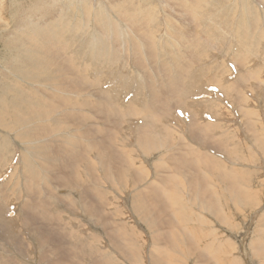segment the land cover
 Segmentation results:
<instances>
[{
	"label": "rangeland",
	"instance_id": "374dc122",
	"mask_svg": "<svg viewBox=\"0 0 264 264\" xmlns=\"http://www.w3.org/2000/svg\"><path fill=\"white\" fill-rule=\"evenodd\" d=\"M165 1L167 2V0ZM234 1L235 0H229V2H227V0H220L218 11L224 9L222 13L224 15L229 14L231 18L235 19V24H236L238 22H243V21L238 19L235 15L237 13L234 12V5H235ZM240 1L243 2L244 5L248 3L246 5V11L247 10L251 11L252 9H254L252 11L256 13V16L258 18H260L259 20L262 19L264 21V0L261 1L245 0L246 2L242 0ZM6 2H7L6 11L1 14L3 18L0 20V37H2L3 35L2 33H4V31H7L9 29L6 26V24L10 23L11 21L9 22L7 20H9L8 18H12L11 14L15 12V8L12 7L13 6L12 2H15V0H6ZM74 2L77 1H73L71 4L77 8L79 7V10L75 14H79L78 12H80V8H84L86 6L85 4H83L85 1H82L80 5L78 2L77 3ZM122 3L125 4L124 1ZM59 4H63V2L60 0ZM82 4L85 6L83 7ZM123 4H121V6ZM115 5L117 7L120 6L118 4ZM115 5L110 8L111 12H117V10L114 11L115 9H117ZM125 5L127 6V4ZM179 5L178 6L177 4L173 5L176 6L174 8L173 13L171 12L173 7L169 8L170 10L169 11L168 8H166L165 10V8L159 5V9H158L159 11L160 8L161 11H163L164 9L163 12L160 11L158 13L160 17H158L157 15L159 21L161 20L160 18L162 17L160 23L164 24L162 25V28H160L159 31H157V28L155 27L152 26H149L150 28L148 27L149 24L153 25L152 22L154 20H152V18L149 17L150 20L148 21L147 19L148 18L147 15H149L148 12L144 10H140V8L138 9V6H136L135 3H132V7L135 6L134 8H131V5L127 6L129 11L134 10L132 13L130 12L129 18L128 15L126 17L124 14L122 15V20L120 17L119 18L120 20L117 18L114 19L111 23L109 22L110 25L116 26L119 29H121L120 30L121 36L119 35L121 39L118 37V35L114 33L105 32L100 28H97L98 32L100 31V33L102 34L105 33L104 37L106 38H104V40L109 42V44L111 42L112 43L111 45H115L113 47H115L116 49L119 48L117 49L119 51V55L122 53L120 55V62L122 66L120 65V67L118 68L119 70L116 69L114 71L115 73L113 72V74L110 75L111 77L110 76L107 78L103 77L101 73L95 69L92 70L91 73L89 74L90 81L91 80L92 81L87 82L88 77L86 75V72L82 69V66L78 65L76 61L74 62L75 59L72 55V51H70L71 47L73 46L79 47L82 40L84 39L85 34L79 35V33L66 37V43L63 47L58 46V51L61 54H63V56H60L58 59L59 65H57L58 63L53 65L55 66L54 68H52L53 66L52 67L50 66V68H52L54 72L56 70H58V72L62 70L59 73L57 71L55 72L58 80L56 78H48L45 80L38 79L42 81L40 82L36 79V81H32L31 84H27V83L25 84L24 77H21L20 79V76L17 77L15 76L16 78L19 77V80H21L18 84L19 85L18 89L19 87L21 90L23 88V91L21 90L18 91L20 92V94L22 92L21 97L22 100L25 99L24 101L27 102V107L22 113L24 119L20 122V124L22 123L21 127L23 129L20 128L19 123H18L19 125L17 124L16 126L13 125L10 129L7 128L8 129V130L6 129L7 131L5 130L4 126L3 128L0 125V129H2L0 130V134L2 133V131H4L2 134V136H4L3 140L6 138L4 141H7V138L12 139L15 136L12 139L15 143L13 141L11 143V140L9 142L10 146L12 145L10 155L0 154V174L3 175V173H5L6 170L8 169V168L3 169L5 165L10 163L11 166L14 158L17 159L16 161L17 163L15 164L16 165L15 169L9 175L10 178L0 183V197L1 200H6V198H8L7 194L12 195V197L15 199V201L19 203L21 207V209H19V212L17 211V217L22 221H26L30 217V222L26 224L27 226H24L26 230L29 231V232L27 231L25 235L27 241L30 240V235L32 234V229H31L32 225L37 224L39 231L46 232L47 237L49 239L48 241L49 243H51V245L48 246L43 242H38L36 243V246L31 249L32 251L31 252L30 250H27V247L20 244L21 240L24 238V235L18 233L16 237H13L14 235L10 234L12 229H10L9 231L4 232L3 235L6 238H11L13 241H15L14 243L17 244L14 247L15 249L10 250L9 252H8V248L6 250L4 249V251L2 249H1L2 251L0 250V255H2L0 256V260L3 262L2 263L0 261L1 262L0 264H6L5 263L6 260L9 261V264H19L21 261L16 256L10 255L14 251H15L14 252L15 255H17L23 261H25V258L23 257H25L26 255H30L31 257H35V258L41 257V255L42 256L46 255V261H39V264H49L52 262L53 264H103L98 259L102 255H109L110 253L117 259L119 264H264V143H261L262 145L257 142H254V145L251 144V139H253L251 137L253 136L255 137V133L253 131H258L257 134L263 135L264 138V73L263 75H259L258 72L253 73L252 71H250L249 61L247 57L244 58L242 60V66L239 70L240 73L244 75V77L243 79L242 77L237 79L238 83L236 88L229 90L230 95L231 94L234 95L232 100L233 101L232 109L231 110L229 109L230 105L223 107L222 109L221 115L223 116V118L221 120H223L224 123L227 124L232 117L234 118L237 117L242 125L241 129L244 130V133L246 135L241 134L240 127L235 125L236 128L234 130V133L237 139L236 137L234 138L233 133L231 135H233V138L236 141H234V139L230 137L231 135L229 136V138L226 137L228 139H226L225 137L224 139L220 135L221 131H218L219 134L206 136L202 129L204 128V126L201 125L203 127H200V125H198L199 124L198 121L195 120L196 119L195 117L188 116L189 114L193 115V113H190V111L185 109L186 105L184 104H186V100H184L183 103L180 102L181 101L180 94L177 88L181 89V94L184 97L187 96L185 94L188 91L186 86H187V82L189 81V76L187 77L184 76L182 78V75L180 74L174 72L169 73L170 72L169 66L168 65L166 66V64H163V62L166 58L170 60L171 57L170 53L164 50L162 54L159 50L160 49L159 47H161L160 43H158L159 40H163L164 43H167L168 45L176 49L175 51H173L174 56H178L179 54L180 57V54H183L186 55L187 58H191L193 55L196 54L195 50L199 48L198 46L195 45L196 43L195 37L191 35L194 33L197 27L193 25L194 24L193 21L189 22L188 20V17L189 19L192 18V14L190 15L191 13L190 10L188 9H187L188 11L186 10V8L188 7H185L184 4H182V6ZM248 6H250L251 8ZM179 7L184 8V10L186 11L180 9ZM88 8L89 7H86L85 9L93 15L92 16L93 21H95L97 17L100 20L102 19L101 16L98 15L96 17L95 16L96 13H93L95 7L93 8V11H91V9ZM135 8H137L136 9L137 11L135 10ZM136 12L138 13L136 14ZM145 12L146 15L144 14ZM185 12L187 13L190 12V13L187 14ZM139 13L141 15H139ZM163 13L165 15H162ZM166 13L168 14V16L171 17L173 14L174 15L172 18L169 17L170 20L168 18L163 19V16L168 17ZM132 14L133 16L134 15L135 16L132 17L131 16ZM140 16L141 17L143 16V18H141V21L140 19H138L141 22V24L138 21H135V23L134 22L131 23L132 24L131 26L124 25L125 21L131 19V17L140 18ZM176 16H178V18ZM249 19L246 22L247 25L250 23ZM175 20L177 23H179V25L178 24L176 25V23L174 22ZM127 22L128 21H126V24ZM143 22L144 25L142 24ZM117 23L120 24L122 23L121 25L122 26L124 25V28ZM129 23L130 22H128V24ZM165 23L166 25L171 27L166 26ZM93 25L94 24H92V27H94ZM138 25L139 26L141 25V28L144 30L142 29L140 30L139 29L140 27L136 28ZM127 26H129L128 29ZM92 27L90 26L89 28ZM130 28L134 30H131ZM153 28H155L156 30L154 29L153 31ZM163 28L164 30L162 31L161 29ZM129 29L131 30V32ZM145 29L147 30L152 29V30L151 32H149V30L148 31L146 30L145 32ZM183 29H187L190 32L189 31L180 32ZM8 31L10 32L11 29H9ZM203 31H216V27L215 28L211 27L208 30L203 28ZM68 32L71 34L70 31ZM124 32L126 33L129 32V35L131 33L132 37L131 35L129 37V35ZM152 33H154V36ZM155 33H157L156 36ZM161 33L163 36L161 35ZM234 33H235L234 37L227 43L228 48L221 52L223 56L221 58V63L217 62L223 75L222 80L226 84H227L226 77L229 74V70L224 64V57L226 55H228V58H231L233 57L234 53L236 54L250 53L252 59L253 57H255L254 51L248 46V41L245 39V29L239 28L236 31L234 29ZM145 34L146 35L148 34L149 36L152 34V36L147 37L145 36ZM159 34L161 37L159 36ZM107 35H109L108 36L109 38L107 37ZM128 37L131 39V41ZM153 37L154 38L156 37L155 38L156 40L155 39L152 40L157 41L156 46H159L157 47V49L159 48L158 49L159 52L156 51V53L155 51H151L152 49L150 48V42H152L151 38ZM110 38H112L113 40ZM147 38H149V40ZM229 38L231 37L225 34V39H229ZM134 43L139 45V49L138 47H136ZM120 44L123 45L120 46ZM69 47L70 50L68 52ZM121 49L123 51H121ZM128 49L130 51H128ZM126 52H128L129 54ZM132 52H134V54ZM68 56L74 59L73 62L71 61V59L68 58ZM2 57L3 56H0V68H2L0 69V71L1 70L3 71V72L1 71V73L4 74V71L7 70L5 74H8L9 70L11 69L9 72L10 73L9 77L14 76L15 72L11 68L10 63L7 64L10 68L6 66L5 69H3L2 60L4 59ZM125 58L127 59V61ZM60 59L62 62L59 61ZM155 61H159L158 62L159 65ZM212 61L213 60H203L200 59L199 56H194L191 60V63L193 67L198 69L200 67H203L202 65L205 66L209 65ZM72 64H75L78 69H76V66H73ZM229 64L231 66L235 65L234 62L231 60H229ZM64 67L65 68L67 67V69L69 68L68 69L69 71L63 70ZM139 71L140 72L144 71L145 73L144 72L143 73L148 80V81L147 80L141 81L142 82L141 86L149 87V88L151 87L153 89L151 91L154 92L157 89L159 91V92L157 91V94L160 96L159 100L152 102L149 101L148 105H146L147 103L145 104L144 102L140 103L142 107L149 106L148 108H150L149 109L150 111L155 109L151 113L149 112L151 115H147V118H143V116L141 115L124 116V114L123 115L120 114L116 109V107L125 106L128 109L133 110L134 108L133 106H135L136 103H138V101L134 100V102L136 103L132 102L129 103L128 105H122V104L118 105L117 98H114L112 94L109 95V92H103V93L99 92V90H103L100 88V86L105 84L104 82H106L107 79L110 78L114 79L119 74L117 83L119 82L118 84L124 87L130 83L131 75H136V73ZM152 76L155 77V80L154 77ZM253 76L254 78H257L258 76V78H260L261 80V83L260 81L257 80H253V81L250 80V82L249 80H247V78H252ZM0 78L2 79L1 75ZM53 79L54 81L57 80L54 83H57L60 80L62 81V83L61 82L57 83L60 85L53 84ZM49 80L51 82H49ZM71 82H74L75 84L77 82L79 85L78 84L75 85L74 83ZM143 83L144 86L142 85ZM171 83H173L174 85H171ZM50 84L51 86L54 87H50L49 86ZM34 85L36 88L34 87ZM69 85H71L72 87ZM26 86H29L30 88L29 87L27 88ZM58 86L61 87L59 88ZM171 87H175V88H171ZM217 87L218 90L216 89ZM220 87L221 86L219 85H216V87L211 85L207 90L209 91L210 89L213 90L214 92L213 96L217 97V94L221 92L219 90H222ZM24 88H26L25 90L27 92L24 91ZM56 88L58 90H54ZM82 89L84 91L89 90V92L88 91H86L87 93L83 92ZM31 90L32 91L35 90V92L34 91L31 92ZM74 90L76 92H74ZM174 90H177V92ZM24 92H26V94ZM68 92H72V93L78 92L81 95L85 93L84 99L86 98V100L83 101L85 103V107L83 106V103L80 101L78 102L76 98L73 99L72 101H67L66 103H63L60 98L66 97L68 100L69 99L68 95H71ZM38 93L40 94V96L37 95ZM151 94H152L151 97L153 98V92H151ZM176 94L177 96L178 95L179 96L176 97ZM251 94L252 96H250ZM258 94H260L261 97H259ZM44 95L49 102L44 100L46 99ZM91 95L95 96V98H92L93 96ZM246 95L250 97L246 98L244 102L242 98ZM30 96L33 97V99ZM75 97L78 98L79 96L75 95ZM162 97L164 98V100ZM152 98H148V99H152ZM177 98L179 99V101ZM28 99L30 100V102L33 101V103L32 104L29 103ZM238 100L241 101V104H243L241 105V107ZM37 101H39V103ZM40 102L42 103V105ZM91 102H95V104ZM0 103L6 106L4 100L1 101L0 99ZM90 103L93 104L94 106L93 105L88 106ZM43 104L45 108H43ZM140 104L138 103L137 105L139 106ZM166 104L168 105L169 108L167 107ZM55 105L57 107H55ZM174 106L179 109L180 107L183 106L184 109L182 110H184V112H182V114L184 115V117L176 115L177 108H175ZM147 109L146 107L144 108V110H146V113H148ZM163 109L164 111H162ZM165 110L169 112L167 113L165 112ZM204 111L206 110L203 109V112ZM40 112H42V114ZM203 112L201 113V115L203 114ZM29 113H33V114L29 115ZM247 113L253 115L252 119H248L249 116ZM157 114L159 116L164 115L162 117V120L163 122H166L163 124V127L165 128H168L171 123L168 120V117L171 119L173 123L178 124L179 130L182 132L180 134L183 137L178 133H173L172 134L173 136L171 135L170 138H167L165 133L164 136L166 140L169 142L165 144L163 143L160 144L161 147L160 146L155 147V150H153V148L146 150L140 146L137 137L140 131L149 129L150 127L153 126V122H152L153 120H155L154 124H156L157 120L154 119L153 117ZM171 115L173 117H170ZM175 116L179 120L173 119L175 118ZM185 116L188 117L186 118ZM254 117L255 119H253ZM55 118H59V119H55ZM138 118L140 119L139 122H137ZM143 119L144 121L145 120L146 121L141 122ZM157 119H161V118L158 117ZM55 120H61L64 124L60 126V128H52V124L54 123ZM191 120L193 121L194 124L192 123ZM23 121L26 122V123L24 122L26 125L23 123ZM24 125L26 126V128ZM131 125H134V127L137 126L135 127L136 129L134 127L132 128V130H134L132 133L130 132V128L127 127ZM66 126H68L69 128ZM24 128L26 130H30V129L31 130L24 131L23 133L22 130H24ZM62 128H64V130ZM5 132L9 136H7ZM16 132L18 135L16 134ZM129 133H131L132 135ZM97 134L98 136H96ZM51 135L54 136L51 137ZM65 135L68 138H65ZM69 135H72L73 137ZM2 136L0 135L1 137L0 143L1 141H3ZM114 137L117 138L114 139ZM231 139H232V143H231ZM34 140L36 143L34 142ZM41 140H44V142ZM184 140L188 141L189 144L184 142ZM65 142H67L68 144L67 143L65 144ZM222 145L224 146L222 147ZM169 146L170 148L172 147L171 150H169L170 149ZM133 148H135L134 150L136 156L132 158V160H134L138 165L133 163L132 166L129 160L124 157V150L133 149ZM195 148L196 150H199L201 152L196 153ZM208 148L226 154L228 159L223 160L222 158L205 151V149ZM23 150L26 151L23 152ZM231 151L233 152V154H231ZM20 154L21 157L18 156ZM30 154L35 156V158H33V156H31ZM212 156L215 159H212ZM19 157L21 159H18ZM92 157H94V159ZM44 158L46 159L45 161ZM201 158H203L206 161H209L210 162L209 165L205 164L204 162L198 163ZM98 166L100 169L98 168ZM234 166H237L236 168H240L244 171H240V170L232 171L229 168ZM32 168L36 169L39 172L34 171ZM28 172L32 173L33 175H31ZM76 172H80L83 175L84 179H79ZM240 172H243L242 175L243 180L241 181L238 180ZM27 173L30 175H28ZM16 174H17L16 180L18 182L15 180L10 181V179L14 178ZM218 178H220L221 181ZM40 183H42L41 190H40ZM77 183L78 184L81 183V184L78 185ZM237 183H239V185L241 183L240 185L241 194L239 195L240 198L238 199V201H235L234 199L235 194L233 192ZM93 184H97V186ZM66 187L68 188L69 192L64 193L63 189L65 191L67 189ZM152 187H155L154 188L155 190ZM152 189L154 190L153 194H152L153 191ZM72 190L75 193L72 192ZM104 190L105 192H103ZM37 192L41 193L40 194L41 199L33 203L31 201L37 199L35 198ZM106 192L107 194L109 193L108 200H106L108 198V196H106L107 195ZM243 192L245 194L242 197ZM26 193L27 194L29 193L31 195L30 196L31 201L28 199ZM168 193H170L169 197L171 201L166 202ZM48 196L51 197L49 198ZM97 196L98 199H96ZM134 196L138 198L134 199ZM140 197H142V199ZM157 198L164 199L165 203L158 201ZM222 198H225L226 201L222 200V202H220ZM136 200L139 201V204L142 203V207L145 206L143 207V211L145 210L144 211L145 213L143 211L139 213L137 206H134L136 205L135 203ZM1 203L6 204V202H1ZM212 204H216L218 208L216 212L212 210L211 208ZM86 207L88 208L85 209ZM35 211L39 213V217L36 216L37 213ZM54 215L56 218L54 217ZM32 216L35 217L32 218ZM90 220L93 222H91ZM1 223L2 222L0 221V234L2 227ZM95 223H97L98 225ZM94 226L97 229L94 228ZM116 240H118V242ZM115 241L116 243H118V246L116 245ZM2 242L3 240H0V243ZM17 248L19 252H16ZM105 249H107V251ZM135 250H137L136 255H134ZM1 257H3V259Z\"/></svg>",
	"mask_w": 264,
	"mask_h": 264
},
{
	"label": "bare ground",
	"instance_id": "6f19581e",
	"mask_svg": "<svg viewBox=\"0 0 264 264\" xmlns=\"http://www.w3.org/2000/svg\"><path fill=\"white\" fill-rule=\"evenodd\" d=\"M62 2H63V4H59V2H60V0H15V2H12V7H14L15 8V12L14 13H12L11 14V17L12 18H8L9 20H7V21H11L10 23H8L9 24V26H8V24H6V26L9 28V29H11V31L9 32L8 30L7 31H4V33H2L3 35H2V37H0V56H3L2 58L4 59V60H2L3 62H2V67H3V69H5V67L6 66H8L7 64H9L10 63V65H11V68L13 69V71L15 72V74H14V76H12V77H9V72H10V70H9V72H8V74H5V72L7 71H4V74H2L1 73V71H0V75L2 76V79L0 80V99H1V101H3L4 100V103L6 104V106L4 105V104H2V103H0V125L3 127H5V130L7 129V128H11L13 125H15L16 126V124L17 125H19L20 124V122L24 119L23 118V116H22V113H23V111L25 110V108L27 107V102L26 101H24V100H22V97H21V94H22V92H21V94H20V92L18 91V90H21L20 89V87H19V89H18V84H19V82L21 81V80H19V77L18 78H16L17 76H20V79H21V77H24V79H25V84L27 83V84H31V82L32 81H36V79L38 80V79H41V80H45V79H48V78H56L57 80H58V78H57V75L55 74V72L57 71L58 72V70H56L55 72H54V70L52 69V68H54L55 66H53V65H55V64H57L58 63V59H59V57L60 56H63V54H61L59 51H58V46H60V47H63L64 45H65V43H66V37H68V36H71V35H75L76 33H79V35H83V34H85V37H84V39L82 40V42H81V44H80V46L79 47H75V46H73V47H71V50H70V47H69V49H68V52H69V50L70 51H72V55H73V57H74V59H72V58H70L69 56H68V58L69 59H71V61L73 62V60H74V62L76 61L77 63H78V65L79 66H82V69L86 72V75H87V77H88V79H87V82H91L90 81V73H91V71L92 70H97V71H99L100 73H101V75L103 76V77H109L111 74H113V72L116 70V69H118L119 67H120V65H121V62H120V55L122 54H120L119 55V51L117 50V49H119V48H115V47H113V46H115V45H111L112 43L110 42V44H109V42H107V41H105L104 40V38H106V37H104V34H102V33H100V31L98 32L97 31V28H100L101 30H103V31H105V32H110V33H114V34H116V35H118V37L120 38V33H121V29H119L118 27H116V26H113V25H110L109 24V22L111 23L114 19H119L120 17H121V20H122V15H124L125 14V16L127 17V15H128V18H129V15H130V12L132 13L134 10H131V11H129L128 10V8H127V6L128 5H131V8H134V7H132V3H135V5L136 6H138V9L140 8V10H144V11H146V12H148V14L149 15H147L148 16V21L150 20V18H152V20H154L153 22H152V24L153 25H148V27L149 26H152V27H155V28H157V31H159L160 30V28H162V25H164V24H161L160 22H161V20H162V17L160 18L161 20L159 21V18L158 17H160L159 16V12L161 11V8H160V11L158 10L159 9V5L160 6H162L163 8H165V10H166V8H168V10H169V8H171V7H173L172 8V13L174 12V8L176 7V6H173V5H175V4H177V6L180 4L181 6H182V4H184L185 5V7H188V8H186V10L188 9V10H190V12H185V13H187V14H189L190 13V15L192 14V18L191 19H189V17H188V20H189V22H191V21H193V25L194 26H197L196 27V29H195V31H194V33L193 34H191L193 37H195V39H196V43H195V45L196 46H198L199 48H197L195 51H196V54L195 55H193L191 58H187L186 57V55H183V54H180V57H179V54H178V56H174L173 55V51H175L176 49H174L172 46H170V45H168L167 43H164V41L163 40H159V39H157V40H159V42L158 43H160V46L161 47H159V46H156V43H157V41H153L152 39H155L154 37L153 38H151V40H152V42H150V48L152 49L151 51H155V53H156V51L157 52H159L158 51V49L160 50V52L163 54V52H164V50L166 51V52H169L170 53V60H168L167 58L164 60V62H163V64H166V66L168 65L169 66V68H170V72L169 73H171V72H174V73H177V74H180V75H182V78L185 76V77H187V76H189V81L187 82V89H188V91L190 92H186V94L185 95H187V96H183L182 94H181V89H179V88H177V90H178V92H179V94H180V99H181V101L180 102H182L183 103V101L184 100H186V104H184V105H186V107H185V109H187L188 111H190V113H193V115L191 114H189L188 116H192V117H195L196 119L195 120H197L198 121V125H200V127H203L204 126V128H202L203 129V131H204V134L206 135V136H212L213 134H219V132L218 131H221L220 133V135H221V137H228L229 138V136L233 133V135H234V138L236 137V135H235V133H234V130H235V125L234 124H230L229 123V125H228V123L227 124H225L224 123V121L223 120H221L222 118H223V116L221 115L222 114V109H223V107H226V106H229L230 105V103L232 104V100H233V96L234 95H230V91L229 90H231V89H233V88H236V86H237V79H239V78H241L242 77V79H243V77H244V75L242 74V73H240V71L238 72V68H239V70H240V68H241V66H242V60L244 59V58H246L247 57V59H248V61H249V70L250 71H252L253 73H255V72H258V74L259 75H263V73H264V69H263V67H264V21L261 19V20H259L260 18H258L257 16H256V13L255 12H253L252 10H254V9H252L251 11H249V10H247L246 11V5L248 4V3H246V5H244V3L243 2H241L240 0H235L234 2H235V5H234V12H236L237 14H235L236 15V17L238 18V19H240V20H242L243 22H238V23H236L235 24V19H233V18H231L230 17V15L229 14H226V15H224L223 13H222V11H224V9L223 10H221V11H218V7H219V5H220V0H167V2L164 0V1H162V0H61ZM73 1H77L78 3H79V5L82 3V1H85L83 4H85V5H83V7L84 8H80V12H78L79 14H75L78 10H79V7L77 8V7H75V6H73L71 3L73 2ZM125 2V4H127V6L125 5V4H123L122 2ZM242 1H244V2H246L245 0H242ZM261 1V0H260ZM259 1V2H260ZM77 2H74V3H77ZM227 2H229V0H227ZM250 2V1H249ZM104 3V4H103ZM251 3V2H250ZM115 4H118V5H120L119 7H117ZM121 4H123L122 6H121ZM241 4V5H240ZM252 4V3H251ZM255 4V3H254ZM258 4V3H257ZM263 4V3H262ZM6 5H7V2H6V0H0V20L3 18L2 16H1V14L2 13H4L5 11H6ZM75 5V4H74ZM81 5V6H82ZM116 6L117 7V9H113L114 11H116L117 10V12H111L110 11V8L111 7H113V6ZM179 5V6H180ZM86 7H89L90 9H91V11H93V8L95 7V9H94V12L93 13H96V17L99 15V16H101V20L98 18H96V20L95 21H93V19H92V14L89 12V11H87L85 8ZM248 7H250V6H248ZM88 8V9H89ZM180 9H183L184 10V8H181V7H179ZM251 8V7H250ZM253 8V7H252ZM255 8V7H254ZM111 9V10H112ZM119 9V10H118ZM129 9H130V7H129ZM137 8H135V10H136ZM177 9V8H176ZM261 9H263V8H261ZM261 9H260V11H261ZM140 10H138V11H140ZM178 10V9H177ZM182 10V11H183ZM186 10H184V11H186ZM187 10V11H188ZM257 10V9H256ZM137 11V10H136ZM163 11H164V9H163ZM163 11H161V12H163ZM170 11V10H169ZM183 11V12H184ZM249 11V12H248ZM146 12L144 13L145 15H146ZM249 14H248V13ZM138 12H136V14H137ZM165 13V12H164ZM162 14V15H165V14ZM167 13H169V12H167ZM166 13V15L168 16V14ZM175 13H176V11H175ZM178 13V12H177ZM182 13V12H181ZM229 13V12H228ZM260 13V12H259ZM5 14H8V13H5ZM186 14V15H187ZM139 15H141L140 13H139ZM138 15V16H139ZM157 15H158V17H157ZM174 15V14H173ZM173 15H172V17H173ZM176 15V14H175ZM177 15H180V14H177ZM10 16V15H9ZM90 16V17H89ZM132 17H134L133 16V14L131 15ZM144 16V15H143ZM143 16L141 17L140 16V18H132L131 17V19H129V20H126V21H128V22H130L129 24H128V22H127V24H126V21L124 20V19H126V18H124L123 20L125 21V24L124 25H129V26H131L132 24L131 23H135V21H138L140 24H141V18H143ZM146 16V17H147ZM150 17V18H149ZM169 17H171V16H168V17H164L163 16V19L165 18H168L169 19ZM171 17V18H172ZM177 18H178V16H176ZM176 17H174V18H176ZM95 18V17H94ZM250 18V19H249ZM138 19H140V21L138 20ZM167 19V20H168ZM183 19V18H182ZM250 20V23L247 25L246 24V22H247V20ZM5 20V19H4ZM98 20H100V21H98ZM120 20V19H119ZM166 20V21H167ZM170 20V19H169ZM176 20H178V19H176ZM176 20L174 21L175 23H176V25L178 24L179 25V23H177L176 22ZM7 21H5V22H7ZM142 21H143V19H142ZM165 21V22H166ZM172 21V20H171ZM171 21H169V22H171ZM82 22V23H81ZM122 22V21H121ZM137 22V23H138ZM144 22H145V19H144ZM144 22L142 23L143 25H144ZM168 22V21H167ZM166 22V23H167ZM174 22H173V24H174ZM147 23H149V22H147ZM162 23H163V21H162ZM166 23H165V25H166ZM92 24H94L93 26L94 27H92ZM117 24H120V23H117ZM122 24V23H121ZM120 24V25H121ZM146 24V23H145ZM173 24H171V25H173ZM116 25V24H115ZM124 25L122 26L123 28H124ZM136 25V24H135ZM156 25V26H155ZM170 25V24H169ZM180 25H181V23H180ZM183 25V24H182ZM239 25H241V26H239ZM5 26V27H6ZM92 27V28H89V27ZM118 26V25H117ZM129 26H127V29H128V27ZM147 26V25H146ZM166 26H168V25H166ZM213 27V28H215L216 27V31H203V28L204 29H206V30H208V29H210L211 27ZM133 27H134V24H133ZM140 27V28H139ZM142 27H144V26H142ZM151 27V28H152ZM165 27V26H164ZM168 27H171V26H168ZM167 27V28H168ZM253 27H254V30H253ZM136 28H139L140 30L142 29L141 28V25L139 26H137ZM150 28V27H149ZM155 28H153V31H154V29ZM239 28H244L245 29V39L248 41V46L254 51V54H255V57H258L259 59H261L263 62H262V64L261 65H259V66H257V67H255V68H252L251 67V61H252V58H251V55H250V53H244V54H241V53H238V54H236V53H234L233 54V57H231V58H228V55H226L225 57H224V64H225V66L227 67V69L229 70V74L227 75V77H226V82H227V84L222 80V78H223V75H222V72H221V69H220V67L218 66V64H217V62L220 60L221 61V57H223L222 56V51H224V50H226L227 48H228V45H227V43L234 37V29H235V31L236 30H238ZM131 30H134V29H132V28H130ZM129 29V30H130ZM3 30V29H2ZM131 30H130V32H131ZM139 30V31H140ZM142 30H144V29H142ZM146 30L147 29H145V32H146ZM149 30V29H148ZM147 30V31H148ZM152 30V29H151ZM151 30H149V32H151ZM156 30V29H155ZM162 31L164 30V28L163 29H161ZM223 30H225V31H223ZM68 31H70L71 32V34L68 32ZM124 31V30H123ZM122 31V32H123ZM185 31H189V30H187V29H183V30H181L180 32H185ZM223 31V32H222ZM227 31V32H226ZM132 32H134V31H132ZM190 32V31H189ZM231 32V33H230ZM124 33H126V32H124ZM143 33V32H142ZM142 33H140V34H142ZM126 34H128L129 35V32L128 33H126ZM139 34V35H140ZM149 34V33H148ZM146 35L145 34V36H149V35ZM153 34V36H154V33H152ZM152 34L150 35V36H152ZM156 34L157 33H155V36H156ZM225 34H227V35H229L231 38H229V39H225ZM120 35V36H119ZM124 35V34H123ZM130 35H131V33H130ZM130 35H129V37H130ZM161 35H162V33H161ZM106 36V35H105ZM109 35H107V37H108ZM115 36V35H114ZM113 36V37H114ZM125 36H127V35H125ZM149 36V37H150ZM158 36V35H157ZM159 36H160V34H159ZM163 36V35H162ZM128 37V38H129ZM131 37H132V35H131ZM161 37V36H160ZM167 37V36H166ZM109 38V37H108ZM140 38V37H139ZM158 38V37H157ZM163 38V37H162ZM161 38V39H162ZM110 39H112V38H110ZM117 39V38H116ZM121 39V38H120ZM124 39H125V37H124ZM123 39V40H124ZM130 39V38H129ZM134 39V38H133ZM148 40H149V38H147ZM225 39V40H224ZM113 40V39H112ZM136 40H137V38H136ZM156 40V39H155ZM130 41H131V39H130ZM138 41H139V39H138ZM165 41H166V39H165ZM115 42V41H114ZM133 43V42H132ZM136 43V42H135ZM134 43V44H135ZM116 44V43H115ZM130 44V43H129ZM123 44H120V46H122ZM136 45V47H138V49H139V45L138 44H135ZM158 45V44H157ZM117 46V45H116ZM119 47V46H118ZM125 47V46H124ZM135 47V46H134ZM157 47H159L158 49H157ZM126 48V47H125ZM142 48V47H141ZM140 48V49H141ZM121 51H123L122 49H121ZM128 51H130L129 49H128ZM138 51V50H137ZM144 51V50H143ZM145 52V51H144ZM126 53H128V52H126ZM131 53V52H130ZM133 54H134V52H132ZM146 53V52H145ZM144 53V54H145ZM151 53V52H150ZM129 54V53H128ZM132 54V55H133ZM126 55V54H125ZM157 55V54H156ZM161 55V54H160ZM188 55V54H187ZM71 56V55H70ZM130 56H131V54H130ZM130 56H128V57H130ZM163 56V55H162ZM161 56V57H162ZM194 56H199V58L200 59H203V60H213L209 65H207V66H205V65H202L203 67H200V68H198V69H196L195 67H193L192 66V63H191V60H192V58L194 57ZM221 56V57H220ZM125 57V56H124ZM154 57V56H153ZM158 57V56H157ZM165 57V56H164ZM131 58H132V56H131ZM126 59V58H125ZM124 59V60H125ZM136 59V58H135ZM146 59V58H145ZM148 59V58H147ZM152 60V59H151ZM229 60H231V61H233L234 62V64H235V70H232V68H233V66H231L230 64H229ZM59 61H61V59L59 60ZM70 61V62H71ZM126 61H127V59H126ZM135 61H137V60H135ZM160 61V60H159ZM159 61H155V62H157V64H158V62ZM162 61V60H161ZM196 61V60H195ZM62 62V61H61ZM193 62V61H192ZM54 63V64H53ZM64 63V62H63ZM239 65H237V64ZM52 64V65H51ZM76 64V63H75ZM75 64H72L73 66H76ZM131 64V63H130ZM139 64H140V62H139ZM142 64V63H141ZM57 65H59V63L57 64ZM66 65V64H65ZM159 65V64H158ZM50 66L52 67V68H50ZM122 66V65H121ZM9 67V66H8ZM62 67H63V65H62ZM61 67V68H62ZM67 67H69V66H67ZM67 67L65 68L64 67V69L63 70H65V71H67L68 69H67ZM151 67V66H150ZM10 68V67H9ZM60 68V69H61ZM81 68V67H80ZM142 68V67H141ZM146 68V67H145ZM165 68V67H164ZM0 69H2V68H0ZM52 69V70H51ZM59 69V70H60ZM76 69H78L77 68V66H76ZM122 69V68H121ZM125 69V68H124ZM149 69V68H148ZM150 69H152V68H150ZM71 70V69H70ZM119 70V69H118ZM133 70V69H132ZM145 70V69H144ZM263 70V71H262ZM62 71V70H61ZM61 71H59V72H61ZM64 71V72H65ZM69 71V70H68ZM146 71V70H145ZM152 71H154V70H152ZM3 72V71H2ZM12 72V71H11ZM58 72V73H59ZM76 72V71H75ZM144 72V71H143ZM150 72V71H149ZM165 72V71H164ZM66 73V72H65ZM65 73H64V75H65ZM81 73V72H80ZM115 73V72H114ZM117 73H119V72H117ZM138 73V72H137ZM145 73V72H144ZM147 73V72H146ZM155 73V72H154ZM160 73V72H159ZM238 73V74H237ZM67 74V73H66ZM84 74V73H83ZM82 74V75H83ZM151 74H153V73H151ZM150 74V75H151ZM119 75V74H118ZM118 75H117V77H118ZM170 75V74H169ZM237 75V76H236ZM16 76V77H15ZM59 76H60V74H59ZM67 76V75H66ZM65 76V77H66ZM85 76V75H84ZM96 76V75H95ZM115 76H116V74H115ZM236 76V78L233 80L232 78H234ZM62 77V76H61ZM86 77V76H85ZM84 77V78H85ZM92 77V76H91ZM111 77V76H110ZM122 77V76H121ZM152 77H154V76H152ZM151 77V78H152ZM83 78V77H82ZM95 78V77H94ZM151 78H149V79H151ZM156 78H157V76H156ZM162 78V77H161ZM164 78V77H163ZM173 78V77H172ZM35 79V80H34ZM62 79H64V78H62ZM92 79V78H91ZM121 79V78H120ZM171 79V78H170ZM227 79H232L231 81H227ZM41 80H38V81H40V82H42ZM51 80V79H50ZM49 80V82H51ZM56 80V81H57ZM126 80H127V77H126ZM154 80H155V77H154ZM247 80H249V82H250V80H257V81H260V83H261V80H260V78H258V76H257V78H254V76L252 77V78H247ZM24 81V80H23ZM56 81H54V79H53V84H57L58 82H61L62 83V81L60 80V81H58L57 83H54V82H56ZM69 81V80H68ZM67 81V82H68ZM73 81V80H72ZM81 81H82V79H81ZM95 81V80H94ZM104 81H105V79H104ZM124 81V80H123ZM148 81V80H147ZM166 81V80H165ZM177 81V80H176ZM175 81V82H176ZM43 82H46V81H43ZM48 82V81H47ZM63 82H64V80H63ZM66 82V81H65ZM97 82H98V80H97ZM128 82V81H127ZM145 82V81H144ZM170 82V81H169ZM178 82V81H177ZM34 83V82H33ZM71 83H74V82H71ZM94 83V82H93ZM105 83V82H104ZM119 83V82H118ZM142 83V82H141ZM179 83V82H178ZM242 83V82H241ZM24 84V85H25ZM37 84V83H36ZM44 84V83H43ZM52 84V85H53ZM75 84V83H74ZM76 84H78L77 82H76ZM75 84V85H76ZM83 84V83H82ZM86 84V83H85ZM155 84V83H154ZM153 84V85H154ZM22 85H23V83H22ZM39 85H40V83H39ZM45 85H48V84H45ZM57 85H60V84H57ZM62 85V84H61ZM79 85V84H78ZM77 85V86H78ZM80 85H81V83H80ZM94 85V84H93ZM101 85V84H100ZM120 85V84H119ZM130 85V83L127 85V86H129ZM143 86H144V83L142 84ZM146 85V84H145ZM171 85H174L173 83H171ZM182 85H183V83H182ZM211 85H213V86H215L216 87V85H219V86H221L220 88L222 89V90H219V91H221L219 94H217V97H215V96H213V94H214V92H213V90H211L210 89V91L209 90H207V89H209V86H211ZM246 85V84H245ZM30 86V85H29ZM29 86H26L27 88L29 87ZM50 87H54V86H51V84L49 85ZM69 86H71V85H69ZM122 86V85H121ZM152 86V85H151ZM32 87H33V85H32ZM34 87H35V85H34ZM50 87H49V89H50ZM56 87V86H55ZM59 88L61 87V86H58ZM72 87V86H71ZM70 87V88H71ZM73 87H74V85H73ZM83 87V86H82ZM248 87V86H247ZM247 87H246V89H247ZM22 88V87H21ZM30 88V87H29ZM36 88V87H35ZM65 88V87H64ZM63 88V89H64ZM79 88V87H78ZM100 88L102 89V86H100ZM171 88H175V87H171ZM181 88H183V87H181ZM185 88V87H184ZM219 88V89H220ZM249 88V87H248ZM26 88H24V91H26L25 90ZM32 89V88H31ZM34 89V88H33ZM52 89V88H51ZM76 89H77V87H76ZM91 89H93V88H91ZM95 89H97V88H95ZM215 89V88H214ZM217 89V88H216ZM250 89V88H249ZM36 90V89H35ZM35 90H33L34 92H35ZM54 90H58L57 88L56 89H54ZM83 90V89H82ZM150 90H153L151 87H150ZM162 90V89H161ZM177 90H174V91H176L177 92ZM218 90V89H217ZM253 90V89H252ZM21 91H23V88H22V90ZM32 90H31V92H33ZM38 91V90H37ZM86 91H88L89 92V90H86ZM86 91H84L83 90V92H86ZM93 91V90H92ZM95 91V90H94ZM157 89H156V93L154 92V91H151V92H153V98L152 99H148L147 97H145L144 98V103L146 104V105H148L149 103V101H156V100H159L160 99V96L157 94ZM168 91H171V90H168ZM229 91V92H228ZM249 91V90H248ZM27 92V91H26ZM26 92H24L25 94H26ZM74 92H76L75 90H74ZM96 92V91H95ZM99 92H109L108 90H99ZM159 92V91H158ZM226 92H228V93H226ZM246 92V91H245ZM251 92V91H250ZM254 92V91H253ZM263 92V91H262ZM29 93V92H28ZM28 93H27V95H28ZM41 93H43V92H41ZM69 94H71V95H68V97H69V99L67 100V98L66 97H61L60 99H61V101L63 102V103H66L67 101H72L73 99H77V101L79 102H82L83 103V106L85 107V103L83 102V101H85L86 100V98L84 99V95H85V93H83L82 95L81 94H79L78 92L77 93H72V92H68ZM87 93V92H86ZM91 93V92H90ZM89 93V94H90ZM98 93V92H97ZM243 93V92H242ZM252 93V92H251ZM33 94V93H32ZM92 94V93H91ZM96 94V93H95ZM106 94V93H105ZM108 94V93H107ZM245 94V93H244ZM253 94V93H252ZM252 94L250 95V96H252ZM37 95H39L40 96V94L38 93ZM49 95V94H48ZM75 95H78L79 97L77 98V97H75ZM109 95H111V93L109 92ZM152 95V94H151ZM242 95V94H241ZM22 96H24V95H22ZM32 96H34V95H32ZM90 96V95H89ZM91 96H93V95H91ZM170 96V95H169ZM179 96V95H178ZM177 96V94H176V97H178ZM239 96H240V94H239ZM243 96V95H242ZM250 96H244L242 99L244 100V102H245V99L246 98H249ZM31 97V96H30ZM42 97V96H41ZM44 97H45V95H44ZM44 97H43V99H44ZM188 97V98H187ZM215 97V98H214ZM32 99H33V97H31ZM46 98V97H45ZM92 98H95V96H93ZM163 98V97H162ZM39 99V98H38ZM41 99V98H40ZM43 99H42V101H43ZM47 99V98H46ZM46 99H44L45 101H48V99L46 100ZM89 99V98H88ZM88 99H87V101H88ZM176 99V98H175ZM178 99V98H177ZM29 100V99H28ZM92 100V99H91ZM95 100V99H94ZM163 100H164V98H163ZM93 101V100H92ZM167 101V100H166ZM176 101V100H175ZM178 101H179V99H178ZM239 101V100H238ZM38 103H39V101H37ZM49 102V101H48ZM136 103V102H134V100H131V101H129V103ZM258 102V101H257ZM29 103H33V101L32 102H30V100H29ZM41 103V102H40ZM88 103V102H87ZM91 103H94L95 104V102H91ZM89 104L88 106H90V105H93V104ZM107 103V102H106ZM110 103V102H109ZM139 104H140V102H138ZM138 103H136V105L135 106H133L134 108H133V110H130V109H128L127 107H125V106H122V107H116V109L118 110V112L120 113V114H124V116H127V115H141V116H143V118H147V115H151L150 113L152 112V111H154V110H152V111H150L149 109L150 108H148L147 106H145L146 107V109H147V112L148 113H146V110H144V108L145 107H142V108H140V107H137L138 105ZM143 103V104H144ZM167 103V102H166ZM176 103V102H175ZM185 103V102H184ZM36 104V103H35ZM142 104V105H143ZM164 104V103H163ZM178 104V103H177ZM181 104V103H180ZM239 104H240V107H241V105H243V104H241V101H239ZM39 105V104H38ZM41 105H42V103H41ZM104 105V104H103ZM119 105V104H118ZM132 105V104H131ZM157 105V104H156ZM167 105V104H166ZM183 105V106H184ZM234 105V104H233ZM235 105H237V104H235ZM33 106H34V104H33ZM51 106H53V105H51ZM50 106V107H51ZM94 106V105H93ZM139 106H141V104L139 105ZM181 106V105H180ZM183 106L182 107H180V109H184L183 108ZM239 106V105H238ZM29 107H30V105H29ZM36 107V106H35ZM55 107H57L56 105H55ZM151 107V106H150ZM162 107H163V105H162ZM167 107H168V105H167ZM175 107V106H174ZM173 107V108H174ZM177 107H178V105H177ZM177 107H175V108H177ZM43 108H45L44 107V104H43ZM42 108V109H43ZM112 108H114V107H112ZM169 108V107H168ZM174 108V109H175ZM50 109V108H49ZM165 109V108H164ZM164 109L162 110V111H164ZM167 109V108H166ZM172 109V108H171ZM170 109V110H171ZM173 109V110H174ZM177 109H179V108H177ZM203 109L204 110H206V111H204L203 112ZM35 110V109H34ZM54 110V109H53ZM113 110V109H112ZM39 111V110H38ZM41 111V110H40ZM45 111V110H44ZM43 111V112H44ZM55 111V110H54ZM172 111V110H171ZM170 111V112H171ZM175 111V110H174ZM211 111V112H210ZM242 111V110H241ZM57 112V111H56ZM56 112H54V113H56ZM112 112V111H111ZM116 112V111H115ZM150 112V113H149ZM165 112H167L166 110H165ZM169 112V111H168ZM167 112V113H168ZM177 112V111H176ZM175 112V113H176ZM183 112H184V110H183ZM186 112V111H185ZM203 112V114L201 115V113ZM238 112V111H237ZM28 113V112H27ZM37 113H39V112H37ZM41 114H42V112H40ZM48 113H50V112H48ZM54 113H53V115H54ZM175 113H174V115H175ZM187 113V112H186ZM30 114H33V113H29V115ZM163 114V113H162ZM161 114V115H162ZM210 115L209 116V118L208 117H206V115ZM248 114V116H249V118L248 119H252V114H249V113H247ZM44 115V114H43ZM51 115H52V112H51ZM89 115V114H88ZM177 115V114H176ZM164 116V115H163ZM163 116H159L158 114L157 115H155L153 118L154 119H156L157 121H156V124H154L155 123V120H153L152 122H153V126L152 127H150L149 129H146V130H142V131H140L139 132V135H138V141H139V143H140V146L142 147V148H144V149H146V150H148V149H152L153 148V150H155V147H161V145L160 144H165V143H167V142H169V141H167L166 140V138H165V133H166V137L167 138H170V136L173 134V133H178V134H180V133H182L180 130H179V127H178V124H175V123H173L172 121H171V119L168 117V120L171 122L170 123V126L168 127V128H165V127H163V124L164 123H166V122H163V120H162V117ZM165 116H166V114H165ZM168 116H169V114H168ZM178 116V115H177ZM187 116V117H188ZM246 116V115H245ZM53 117V116H52ZM55 117V116H54ZM161 118V119H157V118ZM170 117H173L172 115L170 116ZM186 117V116H185ZM186 117V118H187ZM224 117H226V116H224ZM50 118V117H49ZM167 118V117H166ZM218 118V121H216V119ZM242 118V117H241ZM240 118V119H241ZM27 119V118H26ZM55 119H59V118H55ZM173 119H176V120H179L176 116H175V118H173ZM184 119V118H183ZM244 119V118H243ZM253 119H255V117L253 118ZM29 120H30V118H29ZM139 118L137 119V122H139ZM33 121H34V119H33ZM128 121V120H127ZM143 121H144V119H143ZM146 121V120H145ZM144 121V122H145ZM174 121V120H173ZM181 121V120H180ZM192 121V120H191ZM247 121V120H246ZM250 121V120H249ZM25 121H23V123H24ZM42 122V121H41ZM66 122V121H65ZM118 122V121H117ZM147 122H149V121H147ZM151 122V121H150ZM158 122V123H157ZM187 122V121H186ZM227 122V121H226ZM252 122H254V121H252ZM19 123V124H18ZM26 123V122H25ZM24 123V124H25ZM50 123H51V121H50ZM121 123H122V121H121ZM128 123V122H127ZM130 123V122H129ZM192 123H193V121H192ZM197 123V122H196ZM22 124V123H21ZM20 124V128H22L21 125ZM64 123L61 121V120H55L54 121V123L52 124V128H60V126H62ZM71 124V123H70ZM75 124V123H74ZM115 124V123H114ZM119 124H120V122H119ZM124 124V123H123ZM169 124V123H168ZM194 124V123H193ZM192 124V125H193ZM253 124V123H252ZM26 125V124H25ZM24 125V126H25ZM30 125V124H29ZM29 125H28V127H29ZM34 125V124H33ZM48 125H51V124H48ZM65 125H66V123H65ZM122 125V124H121ZM136 125V124H135ZM147 125V124H146ZM166 125V124H165ZM201 125H203V126H201ZM37 126V125H36ZM47 126V125H46ZM70 126V125H69ZM184 126H186V125H184ZM196 126V125H195ZM247 126V125H246ZM3 127V128H4ZM18 127V126H17ZM31 127H33V126H31ZM48 127V126H47ZM64 127V126H63ZM66 127H68V126H66ZM65 127V128H66ZM72 127V126H71ZM115 127V126H114ZM119 127H122V126H119ZM127 127H129L130 128V132L132 133L134 130H132V128L134 127V125H131V126H127ZM135 127H137V126H135ZM134 127V128H135ZM149 127V126H148ZM161 127H163V128H161ZM16 128V127H15ZM19 128V127H18ZM25 128H26V126H25ZM24 128V130H22L23 131V133H24V131H30V130H26ZM41 128V127H40ZM69 128V127H68ZM73 128V127H72ZM71 128V129H72ZM23 129V128H22ZM39 129V128H38ZM63 130H64V128H62ZM125 129H127V128H125ZM136 129V128H135ZM194 129V128H193ZM0 130H2V129H0ZM8 130V129H7ZM6 130V131H7ZM13 130V129H12ZM19 130V129H18ZM21 130V129H20ZM50 130V129H49ZM61 130V129H60ZM97 130V129H96ZM138 130V129H137ZM199 130V129H198ZM71 131V130H70ZM99 131V130H98ZM101 131V130H100ZM125 131V130H124ZM127 131V130H126ZM183 131H184V129H183ZM195 131V130H194ZM202 131V130H201ZM250 131V130H249ZM3 132L4 131H2V133L0 134L1 136H2V134H3ZM12 132V131H11ZM10 132V133H11ZM18 132V131H17ZM17 132H16V134H17ZM36 132V131H35ZM38 132V131H37ZM40 132V131H39ZM63 132V131H62ZM93 132V131H92ZM92 132H91V134H92ZM114 132V131H113ZM218 132V133H217ZM254 133H255V137L253 136V137H251V138H253V139H251L253 142H257V143H264V138H263V135H261V134H257L258 133V131H253ZM6 133V132H5ZM21 133V132H20ZM23 133H22V135H23ZM27 133V132H26ZM26 133H25V135H26ZM29 133V132H28ZM60 133V132H59ZM97 133H99V132H97ZM131 133H129V134H131ZM136 133V132H135ZM198 133V132H197ZM202 133V132H201ZM201 133H199V134H201ZM7 134V133H6ZM12 134V133H11ZM46 134V133H45ZM69 134V133H68ZM101 134V133H100ZM99 134V135H100ZM118 134V133H117ZM123 134V133H122ZM128 134V133H127ZM18 135V134H17ZM42 135V134H41ZM56 135V134H55ZM67 135V134H66ZM66 135H65V138H68V137H66ZM132 135V134H131ZM181 135V134H180ZM194 135V134H193ZM196 135H198V134H196ZM233 135H231L230 137H232L233 138ZM6 136V135H5ZM7 136H9L8 134H7ZM52 136H54V135H51V137ZM68 136V135H67ZM69 136H72V135H69ZM96 136H98V134L96 135ZM113 136V135H112ZM173 136V135H172ZM182 136V135H181ZM198 136H200V135H198ZM3 137L4 136H2V140H3ZM15 137V136H14ZM13 137V138H14ZM31 137V136H30ZM47 137V136H46ZM50 137V138H51ZM63 137V136H62ZM73 137V136H72ZM94 137V136H93ZM100 137V136H99ZM178 137V136H177ZM183 137V136H182ZM196 137V136H195ZM1 138V137H0ZM12 138V139H13ZM36 138V137H35ZM34 138V139H35ZM42 138V137H41ZM117 138V137H116ZM115 137H114V139H116ZM128 138V137H127ZM224 138V139H225ZM228 138H226V139H228ZM233 138V139H234ZM242 138V137H241ZM247 138V137H246ZM6 139V138H5ZM4 139V140H5ZM12 139H8L7 138V141H1V143H0V154H9L10 155V153H11V146H10V140H11V143H12ZM17 139V138H16ZM73 139V138H72ZM72 139H69V140H72ZM126 139V138H125ZM129 139V138H128ZM177 139V138H176ZM236 139H237V137H236ZM9 140V141H8ZM30 140V139H29ZM28 140V141H29ZM96 140V139H95ZM100 140V139H99ZM118 140V139H117ZM173 140V139H172ZM19 141V140H18ZM41 141H43L44 142V140H41ZM68 141V140H67ZM130 141V140H129ZM194 141V140H193ZM225 141V140H224ZM234 141H236L235 139H234ZM14 142V141H13ZM17 142V141H16ZM34 142H35V140H34ZM96 142V141H95ZM184 142H186V143H188V141H186V140H184ZM195 142V141H194ZM15 143V142H14ZM20 143V142H19ZM31 143H33V142H31ZM36 143V142H35ZM34 143V144H35ZM67 142H65V144H66ZM71 143V142H70ZM125 143V142H124ZM206 143V142H205ZM231 143H232V139H231ZM22 144V143H21ZM46 144V143H45ZM68 144V143H67ZM115 144V143H114ZM117 144V143H116ZM133 144V143H132ZM189 144V143H188ZM222 144V143H221ZM24 145V144H23ZM51 145V144H50ZM64 145V144H63ZM122 145H123V143H122ZM121 145V146H122ZM131 145V144H130ZM179 145V144H178ZM262 145V144H261ZM118 146H120V145H118ZM133 146V145H132ZM173 146V145H172ZM191 146V145H190ZM224 145H222V147H223ZM14 147V146H13ZM26 147V146H25ZM163 147H164V145H163ZM202 147V146H201ZM261 147V146H260ZM17 148V147H16ZM63 148V147H62ZM66 148V147H65ZM103 148V147H102ZM109 148V147H108ZM113 148V147H112ZM132 148V147H131ZM169 148H170V146H169ZM101 149V148H100ZM114 149V148H113ZM124 149V148H123ZM135 148H133V149H125L124 150V157L126 158V159H128L129 160V162H130V164L133 166V163L134 164H136V162L134 161V160H132V158H134L136 155H135V150H134ZM160 149V148H159ZM172 149V147L169 149V150H171ZM174 149V148H173ZM178 149V148H177ZM224 149H225V147H224ZM223 149V150H224ZM14 150V149H13ZM18 150V149H17ZM17 150H15V151H17ZM62 150V149H61ZM115 150V149H114ZM26 151V150H25ZM24 150H23V152H25ZM92 151V150H91ZM106 151V150H105ZM105 151H102V152H105ZM166 151H168V150H166ZM178 151V150H177ZM195 151H196V153H198V152H201V151H199V150H196V148H195ZM227 151V150H226ZM22 152V153H23ZM36 152V151H35ZM39 152V151H38ZM137 152V151H136ZM228 152H229V150H228ZM89 153H91V152H89ZM88 153V154H89ZM94 153V152H93ZM92 153V154H93ZM106 154V153H105ZM195 154V153H194ZM193 154V155H194ZM229 154V153H228ZM231 154H233V152L231 151ZM23 155V154H22ZM31 156H33L32 154H30ZM164 155V154H163ZM230 155V154H229ZM18 156H20L21 157V154L20 155H18ZM42 156V155H41ZM89 156V155H88ZM92 156V155H91ZM211 156V155H210ZM18 158V159H21V158ZM26 157V156H25ZM29 157V156H28ZM61 157V156H60ZM95 157V156H94ZM94 157H92L93 159H94ZM195 157H196V155H195ZM232 157V156H231ZM17 158V157H16ZM33 158H35V156H33ZM124 158V159H125ZM193 158H194V156H193ZM200 158V157H199ZM217 158V157H216ZM169 159V158H168ZM212 159H215V158H213V156H212ZM46 159L44 158V161H45ZM200 162H204L205 164H207V165H209V161H206V160H204L203 158H201L200 160H199V162L198 163H200ZM25 163V162H24ZM67 163V162H66ZM88 163V162H87ZM137 163H138V161H137ZM232 163V162H231ZM94 164V163H93ZM102 164V163H101ZM105 164V163H104ZM107 164V163H106ZM234 164V163H233ZM81 165H83V164H81ZM136 165H138V164H136ZM238 165V164H237ZM240 165V164H239ZM130 166V165H129ZM229 166V165H228ZM241 166V165H240ZM101 167V166H100ZM237 166H234V167H229L232 171H237V170H240V171H244V170H242V169H240V168H236ZM98 168H99V166H98ZM140 168V167H139ZM138 168V169H139ZM209 168H210V166H209ZM31 169V168H30ZM33 169V168H32ZM57 169V168H56ZM60 169V168H59ZM93 169V168H92ZM100 169V168H99ZM27 170V169H26ZM34 171H37L36 169H33ZM46 170V169H45ZM107 170V169H106ZM121 170V169H120ZM150 170V169H149ZM247 170H248V167H247ZM28 171V170H27ZM63 171V170H62ZM100 171V170H99ZM31 172H33V171H31ZM37 172H39V171H37ZM28 173H30V172H28ZM27 173V174H28ZM62 173V172H61ZM123 173V172H122ZM155 173V172H154ZM4 174V173H3ZM31 175H33L32 173H30ZM30 174H28V175H30ZM64 174V173H63ZM76 174H77V176H78V178L79 179H84V177H83V175L80 173V172H76ZM2 174H0V176H1ZM128 175V174H127ZM242 175H243V172H240V174H239V178H238V180H243V177H242ZM90 177V176H89ZM126 177V176H125ZM16 178H17V174L15 175V177L14 178H12V179H10V181L12 180V181H17L16 180ZM113 178V177H112ZM119 178V177H118ZM7 178H5L4 180H6ZM90 179V178H89ZM92 179V178H91ZM116 179V178H115ZM141 179V178H140ZM151 179V178H150ZM218 179H220V178H218ZM245 179V178H244ZM48 180V179H47ZM63 180V179H62ZM86 181V180H85ZM84 181V182H85ZM127 181V180H126ZM125 181V182H126ZM138 181V180H137ZM220 181H221V179H220ZM239 181V182H240ZM18 182V181H17ZM79 183V182H78ZM77 183V184H78ZM110 183V182H109ZM219 183V182H218ZM259 183V182H258ZM50 184H51V182H50ZM81 184V183H80ZM80 184H78V185H80ZM90 184V183H89ZM99 184V183H98ZM126 184V183H125ZM32 185V184H31ZM93 185H96L97 186V184H93ZM221 185V184H220ZM240 185H241V183H240ZM240 185H239V183H237L236 184V186H235V188H234V194H235V201H238V199L240 198L239 197V195L241 194L240 192V189H241V187H240ZM51 186H52V184H51ZM50 186V187H51ZM66 186H68V185H66ZM142 186V185H141ZM223 186V185H222ZM73 187V186H72ZM75 187V186H74ZM80 187V186H79ZM78 187V188H79ZM90 187V186H89ZM92 187H94V186H92ZM98 187H100V186H98ZM104 187V186H103ZM136 187H138V186H136ZM182 187V186H181ZM53 188V187H52ZM67 188V187H66ZM65 188V189H66ZM97 188V187H96ZM105 188V187H104ZM153 189L155 188V187H152ZM42 189V183H40V190ZM70 189V188H69ZM77 189V188H76ZM90 189V188H89ZM92 189V188H91ZM102 189V188H101ZM106 189V188H105ZM152 189V190H153ZM182 189V188H181ZM71 190V189H70ZM115 190V189H114ZM155 190V189H154ZM154 190L152 191V194H153V192H154ZM183 190V189H182ZM217 190V189H216ZM223 190H224V187H223ZM88 191V190H87ZM50 192V191H49ZM63 192L64 193H67V192H69L68 191V188L64 191V189H63ZM72 192H74L73 190H72ZM71 192V193H72ZM102 192V191H101ZM103 192H105V190L103 191ZM108 192V191H107ZM107 192H106V194H107ZM115 192V191H114ZM75 193V192H74ZM73 193V194H74ZM90 193V192H89ZM96 193V192H95ZM98 193V192H97ZM141 193V192H140ZM144 193V192H143ZM148 193V192H147ZM222 193H223V191H222ZM7 194V193H6ZM40 192H37L36 193V196H35V198H37V199H35L34 201H31V199H30V194L28 193H26V195H27V197H28V199L31 201V202H36L37 200H39V199H41V196H40ZM88 194V193H87ZM109 194V193H108ZM108 194L106 195V196H108ZM116 194V193H115ZM169 194L170 193H168L167 194V198H166V202H168V201H171L170 200V197H169ZM244 192H243V195H242V197L244 196ZM135 195V194H134ZM140 195V194H139ZM7 196H8V198H6V200H1V197H0V200H1V202H6V203H8L9 201H15V199L12 197V195H10V194H7ZM95 196V195H94ZM142 196V195H141ZM150 196V195H149ZM247 196V195H246ZM49 197V196H48ZM47 197V198H48ZM51 197V196H50ZM49 197V198H50ZM100 197V196H99ZM156 197H157V194H156ZM107 198V197H106ZM132 198V197H131ZM138 198V197H137ZM135 196H134V199H137ZM141 199H142V197H140ZM151 198H152V196H151ZM155 198V197H154ZM173 198H175V197H173ZM177 198V197H176ZM181 198H182V195H181ZM94 199V198H93ZM96 199H98V196L96 197ZM109 199V196H108V198L106 199V200H108ZM247 199V198H246ZM250 199V198H249ZM73 200V199H72ZM104 200V199H103ZM105 200V201H106ZM148 200V199H147ZM152 200H153V198H152ZM157 200L158 201H160V202H164L165 203V200L164 199H162V198H157ZM174 200V199H173ZM222 200H224V201H226V199L225 198H222L221 199V201L220 202H222ZM142 201V200H141ZM252 201V200H251ZM251 201H249V202H251ZM72 202V201H71ZM76 202V201H75ZM86 202H87V200H86ZM150 202V201H149ZM148 202V203H149ZM157 202V201H156ZM155 202V203H156ZM246 202V201H245ZM132 203V202H131ZM135 203H136V205H134V206H137V209L139 210V213L141 212V211H143V207H145V206H143L142 207V203L141 204H139V201H135ZM154 203V202H153ZM159 203V202H158ZM102 204V203H101ZM167 204H169V203H167ZM180 204V203H179ZM248 204V203H247ZM155 205V204H154ZM79 206V205H78ZM89 207V206H88ZM88 207H86L85 209H87ZM91 207V206H90ZM96 207V206H95ZM94 207V208H95ZM184 207V206H183ZM211 208H212V210L214 211V212H216L217 210H218V208H217V206H216V204H212L211 205ZM180 209H181V207H180ZM80 211H81V209H80ZM90 211V210H89ZM145 211V210H144ZM143 211V212H144ZM18 212H19V210H18ZM34 212V211H33ZM36 212V211H35ZM95 212V211H94ZM93 212V213H94ZM98 212V211H97ZM37 213V214H36ZM35 214H36V216H38L39 217V213L38 212H36ZM74 213V212H73ZM85 213H86V211H85ZM88 213V212H87ZM145 213V212H144ZM79 214V213H78ZM97 214V213H96ZM95 214V215H96ZM101 214V213H100ZM91 215V214H90ZM53 216V215H52ZM88 216V215H87ZM100 216H102V215H100ZM33 217H35V216H32V218ZM54 217H55V215H54ZM92 217H93V215H92ZM91 217V218H92ZM139 217V216H138ZM56 218V217H55ZM95 218V217H94ZM33 220V219H32ZM35 220V219H34ZM52 220H53V218H52ZM51 220V221H52ZM92 220V219H91ZM90 220V221H91ZM98 220V219H97ZM0 221L2 222L1 224H2V227H1V235H3V233L4 232H6V231H9L10 229H12V227H10L4 220H2L1 218H0ZM100 221V220H99ZM98 221V222H99ZM241 221V220H240ZM28 222H30V217H29V219L28 220H26V221H22V220H20V227L21 228H24V226H27L26 224L28 223ZM35 222V221H34ZM57 222V221H56ZM56 222H54V223H56ZM91 222H93V221H91ZM97 222V221H96ZM246 222V221H245ZM95 224H97V223H95ZM106 224V223H105ZM98 225V224H97ZM101 225V224H100ZM34 226V227H33ZM109 226V225H108ZM242 226V225H241ZM143 227V226H142ZM247 227V226H246ZM250 227V226H249ZM94 228H96L95 226H94ZM31 229H32V234L30 235V240L29 241H27L26 239H25V237L21 240V242H20V244L21 245H23V246H25V247H27V250H30L31 251V249L32 248H34L35 246H36V243H38V242H43L44 244H46V245H48V246H50L51 245V243H49V239H48V237H47V234H46V232H43V231H39V229H38V225L37 224H34V225H32V227H31ZM97 229V228H96ZM111 229V228H110ZM143 229V228H142ZM146 229V228H145ZM228 229V228H227ZM239 229H241V228H239ZM242 229H244V228H242ZM249 229V228H248ZM99 231V230H98ZM249 231V230H248ZM251 231V230H250ZM48 232V231H47ZM245 232V231H244ZM99 233V232H98ZM240 233H242V232H240ZM255 233V232H254ZM238 234V233H237ZM249 234H250V232H249ZM101 235V234H100ZM99 235V236H100ZM4 236V235H3ZM9 236H10V234H9ZM103 236V235H102ZM248 236V235H247ZM250 236V235H249ZM8 237V236H7ZM14 237V236H13ZM101 237V236H100ZM237 237H238V235H237ZM20 239V238H19ZM152 239V238H151ZM7 240H8V246H9V248H8V252L10 251V250H13V249H15L14 247L16 246V244L14 243L15 241H13L11 238H7ZM103 240V239H102ZM117 242H118V240H116ZM116 241H115V243H116ZM105 242V241H104ZM3 243H4V245H2L1 243H0V248L4 251V249L6 250L7 249V247H6V243H5V241H3ZM42 243V244H43ZM38 245V244H37ZM116 245L118 246V243H116ZM121 245V244H120ZM223 245V244H222ZM107 247H108V245H107ZM124 247H126V246H124ZM123 247V248H124ZM121 248V247H120ZM130 248V247H129ZM211 248V247H210ZM122 249V248H121ZM125 249V248H124ZM131 249V248H130ZM1 250V251H2ZM106 251H107V249H105ZM109 250V249H108ZM128 251V250H127ZM15 252V251H14ZM14 252H12L10 255H13V256H16L21 262L20 263H22V264H24L25 262L23 261V260H21L17 255H15V253ZM32 252V251H31ZM129 252V251H128ZM4 253V252H3ZM136 253H137V250H135L134 251V255H136ZM6 254V253H5ZM35 254V253H34ZM0 256H2V255H0ZM5 256V255H4ZM35 256V255H34ZM2 259H3V257H1ZM5 260V259H4ZM98 260H100L103 264H119L118 263V261H117V259L110 253L109 255H102ZM1 261V260H0ZM7 261V260H6ZM5 261V263L6 264H9V261H7L6 262ZM26 261V260H25ZM27 261L29 262V263H25V264H39V261H46V255H44V256H42L41 255V257H31L30 255H27ZM26 261V262H27ZM2 262V261H1ZM0 262V263H1ZM164 262V261H163ZM3 263V262H2ZM19 263V264H20ZM41 263V262H40ZM49 264H53V262L52 263H49Z\"/></svg>",
	"mask_w": 264,
	"mask_h": 264
}]
</instances>
